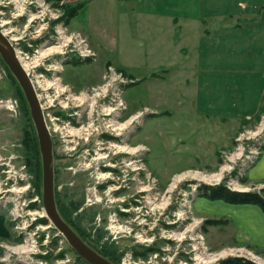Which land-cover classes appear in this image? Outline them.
Here are the masks:
<instances>
[{
	"label": "rangeland",
	"instance_id": "374dc122",
	"mask_svg": "<svg viewBox=\"0 0 264 264\" xmlns=\"http://www.w3.org/2000/svg\"><path fill=\"white\" fill-rule=\"evenodd\" d=\"M89 1L67 23L68 9L79 0H0V29L20 58L31 63L27 73L52 137L57 208L85 241L119 264H217L228 256L264 264V252L233 240L226 218L212 216L201 204L197 207L205 200L200 184L264 190V183L251 182L245 175L256 159L253 150L264 144V101L258 114L242 123L228 142H213L208 132H183L176 122L177 101H165L159 84L143 78L150 69L138 68L134 73L140 78L133 80L127 68H118L126 63L129 29L116 5ZM49 47L60 51L42 55ZM89 51L94 55H82ZM109 66L128 80L119 85L120 99L114 94ZM82 94L93 98V106L91 99H75ZM111 101L118 109L106 114ZM116 111L120 123L128 121L121 133L134 127L125 145L137 148L133 153L119 151L130 157L117 162L109 160L116 148L101 151L103 143L97 137L109 128L108 116ZM71 129L79 132L71 134ZM33 147L39 154V177ZM98 153L105 156L99 158ZM223 166L217 181L187 176L168 191L181 172L211 175ZM44 217L36 130L24 93L0 56V264H88L49 221H40ZM172 222L178 228L165 227ZM179 234L181 239L175 238ZM191 236L200 248L191 254L193 259L183 251ZM168 238L172 244L163 242ZM165 248L171 253L163 254ZM219 251L228 253L213 262L195 258Z\"/></svg>",
	"mask_w": 264,
	"mask_h": 264
},
{
	"label": "crops",
	"instance_id": "0c3cea01",
	"mask_svg": "<svg viewBox=\"0 0 264 264\" xmlns=\"http://www.w3.org/2000/svg\"><path fill=\"white\" fill-rule=\"evenodd\" d=\"M79 1L81 8L90 2ZM106 1L129 29L126 63L118 68H127L133 80L140 78L138 68L150 69L143 78L159 84L165 101H177L183 132H208L213 142H228L258 114L264 101V0ZM245 175L264 183V146ZM202 197L197 207L226 218L237 244L264 252L259 205Z\"/></svg>",
	"mask_w": 264,
	"mask_h": 264
},
{
	"label": "water",
	"instance_id": "95a60500",
	"mask_svg": "<svg viewBox=\"0 0 264 264\" xmlns=\"http://www.w3.org/2000/svg\"><path fill=\"white\" fill-rule=\"evenodd\" d=\"M0 56L18 81L28 103L36 130L42 162V205L45 217L88 264H116L89 246L61 216L55 199L52 139L43 109L29 74L20 62L9 37L0 29ZM235 190V189H233ZM245 191V190H236ZM254 261V260H253ZM262 264L260 262L254 261Z\"/></svg>",
	"mask_w": 264,
	"mask_h": 264
},
{
	"label": "trees",
	"instance_id": "16d2710c",
	"mask_svg": "<svg viewBox=\"0 0 264 264\" xmlns=\"http://www.w3.org/2000/svg\"><path fill=\"white\" fill-rule=\"evenodd\" d=\"M84 2L79 1V3L74 6L70 7L68 9L67 16L65 18V22L68 23V21L74 17L78 10L83 6ZM262 108V107H261ZM260 108V109H261ZM34 148V169H35V176L39 177V154L37 147ZM38 185V184H37ZM199 190L203 193V196L209 198V199H222L226 202L229 203H237V204H242V203H253L257 204L260 206V208L264 211V195L262 192H257V191H236L227 188L223 184H218V185H206V184H200L199 185ZM59 210V209H58ZM61 216L64 218V215L62 214V211L59 210ZM64 220L67 222V220L64 218ZM43 223L48 222L47 218L44 217L41 219ZM209 223H216L215 221L211 220ZM77 232V231H76ZM77 234L85 241V239L77 232ZM89 246H91L87 241H85ZM93 249H95L93 246H91ZM96 250V249H95ZM97 251V250H96ZM100 254L111 260L112 262L117 263L116 260L112 259V257L108 256L105 253H101L98 251ZM217 264H259L254 262L251 259H248L246 257L242 256H228L226 258H223L217 262Z\"/></svg>",
	"mask_w": 264,
	"mask_h": 264
},
{
	"label": "flooded vegetation",
	"instance_id": "af4514ba",
	"mask_svg": "<svg viewBox=\"0 0 264 264\" xmlns=\"http://www.w3.org/2000/svg\"><path fill=\"white\" fill-rule=\"evenodd\" d=\"M91 98V97H89ZM113 100L115 101V99L113 98ZM124 102L122 101V104ZM94 102L92 101V104L90 103V105L93 106ZM113 101L110 102V104H108L111 109V112L112 111H115L116 109H118V105H113ZM120 105V104H119ZM111 112H106V114H111ZM71 116V114H70ZM78 121H71L70 124H76ZM94 123V121H92V124ZM114 123V124H113ZM116 123V124H115ZM128 121H126L125 123H120V116H119V112L116 111L115 114L113 115H110V117L108 116V124L107 126L109 127L107 130H100L99 134L97 135L98 138L101 139L100 143H103V146H100L99 149L101 151H105V150H108V149H111V147H114L116 149L112 150V156H110L109 160H112V161H119L121 159V157H124V159H128V157L130 156H126V155H120L119 154V151H118V148L117 147H125V148H128V150H132L134 149L133 147H129V146H126L125 144L128 142V140L133 136V133H134V127H132L131 129H128L126 130L125 132L121 133V131H118V127L119 125H124V124H127ZM101 124V127H102V124L103 123H100ZM115 125H117L115 127ZM100 126V125H99ZM126 126V125H125ZM124 126V127H125ZM123 127V128H124ZM97 129V128H96ZM71 130H77L79 131V129H71ZM69 130V131H71ZM68 131V132H69ZM71 133V132H70ZM72 134V133H71ZM122 134V135H121ZM52 139V137H51ZM52 148H53V142H52ZM109 152V151H107ZM127 153H133V152H127ZM100 158H103L105 155H103L104 153H98ZM108 156L109 153H106ZM103 169H106V170H109V171H117L116 169L114 168H111L109 166H105L103 165ZM106 176V175H105ZM165 227H168V228H171V227H176L178 228L177 225H175V222H172V223H168L167 225L165 224ZM190 241L186 242V245H187V250H183L186 254H187V257H189L190 259H193V257L191 256V254L196 250H199V245L197 244V240L195 237H189ZM193 241H195L196 243H193ZM163 242L165 243H169V244H172V240L171 239H165ZM190 246V248L188 247ZM149 251H151V248H149ZM164 252H162L163 254H168V253H171V251L167 250V248H165L163 250ZM169 251V252H167ZM182 253V252H181ZM182 256V254H180ZM167 258H170L169 255H166ZM196 258V257H195Z\"/></svg>",
	"mask_w": 264,
	"mask_h": 264
},
{
	"label": "bare ground",
	"instance_id": "6f19581e",
	"mask_svg": "<svg viewBox=\"0 0 264 264\" xmlns=\"http://www.w3.org/2000/svg\"><path fill=\"white\" fill-rule=\"evenodd\" d=\"M6 34V33H5ZM69 40V39H68ZM67 41V40H66ZM53 51H60V47H49V48H46L45 50H43V53H42V55L43 54H46V53H51V52H53ZM17 53V55H18V58H19V60H20V62L22 63V65H23V67H24V69L26 70V72H28V68L30 67V64L31 63H27V62H24L21 58H20V56H19V52H16ZM50 85H53V84H48V85H46V86H50ZM59 87V86H58ZM75 99H78V101H80V102H84V101H88V100H90L91 99V102L93 101L92 99L93 98H88L86 95H83L82 94V96L81 97H79V98H75ZM90 104V103H89ZM92 106V105H91ZM107 113L108 112H111V109H106L105 110ZM114 124V123H113ZM116 124V123H115ZM117 125H115V127H116ZM125 125H119V127H118V131H121L122 129H123V127H124ZM72 133V134H76V133H78L79 131H77V130H71V131H69V133ZM254 134V133H253ZM118 148V151H124V152H135L136 151V149L137 148H134V149H132V150H128V148H125V147H117ZM100 158V157H99ZM224 169H226V167L225 166H223L222 168H221V171L219 172V173H214V174H211V175H204V174H202V173H200V172H198V171H188V172H184V173H182L181 172V174H178V175H176L174 178H173V182L171 183V185L169 186V189H168V191H171V190H173V188L176 186V184L179 182V181H181L182 179H184L185 177H187V176H191V177H197V178H199V179H201V180H204V181H212V180H215V181H217V180H219L220 179V177H221V172L224 170ZM240 189V188H239ZM242 189V188H241ZM151 204L154 206V207H158V205H155L154 204V202H151ZM163 204V203H162ZM160 207V206H159ZM181 237H182V235L181 234H179V235H177V236H175V238H178V239H181ZM230 252H231V250H230ZM228 253V251H219V253H217V254H213L212 256H208V257H206V258H203L202 256H196V258L198 259V260H201V261H203V262H213L214 260H217L218 258H220V257H223L224 255H226ZM204 259H206V260H204Z\"/></svg>",
	"mask_w": 264,
	"mask_h": 264
},
{
	"label": "built area",
	"instance_id": "2783aa9c",
	"mask_svg": "<svg viewBox=\"0 0 264 264\" xmlns=\"http://www.w3.org/2000/svg\"><path fill=\"white\" fill-rule=\"evenodd\" d=\"M62 1H64V0H62ZM82 55H83V56H89V55H90V56H93L94 53L89 51L88 53L83 52ZM108 71H109L110 75L112 76V80H113L114 83L116 84V86L114 87V94H115V96H116L117 99H120L119 85H120V83H121V84H122V83H126L128 80L125 79V78L123 77V73H122V72L117 71L113 66H109V67H108ZM115 81H116V82H115ZM119 104L122 105V101H119ZM262 118L264 119V115L262 116ZM260 129L263 130L264 128L261 127ZM249 133H251V131H248V134H249ZM252 133L255 134L254 131H253ZM252 133H251V134H252ZM259 144H260V143H259ZM262 146H264V144H260L256 150H253L252 153H254L255 157H257L256 155L259 154L260 149H261ZM255 157H254V158H255ZM250 161H252V160L250 159ZM252 162H253V161H252ZM252 162H251V163H252Z\"/></svg>",
	"mask_w": 264,
	"mask_h": 264
}]
</instances>
